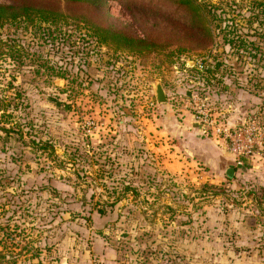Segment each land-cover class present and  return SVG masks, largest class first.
<instances>
[{"label":"rangeland","instance_id":"374dc122","mask_svg":"<svg viewBox=\"0 0 264 264\" xmlns=\"http://www.w3.org/2000/svg\"><path fill=\"white\" fill-rule=\"evenodd\" d=\"M66 1H41L54 21L0 28V97L19 101L0 126L14 113L24 132L0 129L7 264H264V158L232 160L233 178L169 171L146 140L158 106L192 114L198 89L264 127V0ZM106 25L157 45L119 46Z\"/></svg>","mask_w":264,"mask_h":264},{"label":"crops","instance_id":"0c3cea01","mask_svg":"<svg viewBox=\"0 0 264 264\" xmlns=\"http://www.w3.org/2000/svg\"><path fill=\"white\" fill-rule=\"evenodd\" d=\"M166 94L168 95L167 91ZM230 107L223 109L230 112V116H228L231 117L232 121L238 122L245 119L240 114L232 113V106ZM176 113L177 111L172 110L160 115L158 106L153 119H148V125L156 126V129L154 134L147 137L146 140L157 154L159 151H165L163 160L169 171H197L199 169L197 164H202L209 168L207 172L216 173L218 168L225 169L233 165V157L228 152L227 144L223 139L205 134L189 111L182 109L181 113L179 111ZM159 115L160 118L157 117ZM255 157L264 158V156ZM198 175L203 179L210 178L203 171ZM103 261V264H120L111 259L103 258ZM168 263L172 264V261H166V264Z\"/></svg>","mask_w":264,"mask_h":264},{"label":"trees","instance_id":"16d2710c","mask_svg":"<svg viewBox=\"0 0 264 264\" xmlns=\"http://www.w3.org/2000/svg\"><path fill=\"white\" fill-rule=\"evenodd\" d=\"M43 0H0V28L4 27L7 24H14L17 23L18 20L25 19L28 21L34 22H50L54 21L52 20V17H57L58 13L55 11L56 8L49 7L48 5H44L41 3ZM46 1H52V0H46ZM105 0H67L66 2L70 3L71 5H76L77 3H84V4H90L93 3H103ZM167 1H180L186 5H192L193 3L191 0H167ZM101 30L103 31L101 33L102 36H104V40L106 38L108 39H114L119 46H123L125 48L134 50V51H146V50H153L156 47V42L149 36H147L146 39H139L136 36H133L132 34L128 33L125 30L114 28L113 26L106 25L102 26ZM19 101H17V96H6V97H0V109H2L3 105L5 106H13L15 105L17 107V104ZM11 116H14V113L11 114ZM11 116L8 117L7 120L4 121L5 124L3 126H0V129L4 131L7 135H10L11 133H15L20 137H23V130L21 128L20 121L18 119L11 118ZM9 125V126H7ZM216 189V190H215ZM264 191V188L262 189ZM205 195H221L225 194V190H222L218 188L216 185L213 184H205L202 191ZM252 198L255 193H251ZM169 210H172L175 212L174 208L172 206H166ZM105 212L104 209H99V213L103 214ZM0 264H7L10 263V261L7 259V252L5 251L0 252ZM14 262V263H13ZM13 264L17 263V259L13 258V261L11 262Z\"/></svg>","mask_w":264,"mask_h":264},{"label":"built area","instance_id":"2783aa9c","mask_svg":"<svg viewBox=\"0 0 264 264\" xmlns=\"http://www.w3.org/2000/svg\"><path fill=\"white\" fill-rule=\"evenodd\" d=\"M191 95L185 108L192 110L195 122L205 134L225 141L236 165H244L246 159L255 156H264V127L255 116L232 121L226 112L216 106L208 93L203 94L198 89ZM157 104L151 102L152 106Z\"/></svg>","mask_w":264,"mask_h":264},{"label":"water","instance_id":"95a60500","mask_svg":"<svg viewBox=\"0 0 264 264\" xmlns=\"http://www.w3.org/2000/svg\"><path fill=\"white\" fill-rule=\"evenodd\" d=\"M155 95H156L157 102L164 103L167 101L166 91L160 82H156ZM235 174H236L235 166L232 165L226 168V175L229 178H233Z\"/></svg>","mask_w":264,"mask_h":264}]
</instances>
